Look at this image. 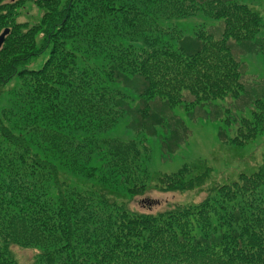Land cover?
I'll use <instances>...</instances> for the list:
<instances>
[{"label": "trees", "instance_id": "16d2710c", "mask_svg": "<svg viewBox=\"0 0 264 264\" xmlns=\"http://www.w3.org/2000/svg\"><path fill=\"white\" fill-rule=\"evenodd\" d=\"M137 1L69 0L57 10L59 3L48 0L52 11L24 33L17 30L26 24L12 29L8 18H0V31L11 27L0 50V92L13 78L25 83L18 93L24 105L19 122L6 127L3 117L9 112L0 117L6 144H0V264H21L13 245L38 251L34 264H264L263 168L216 184L199 203L153 214L148 209L159 201L140 200L147 212H132L126 198L118 200L124 191L131 198L147 191L134 140L105 141L101 176L99 169L78 165L84 150L98 148L95 130L116 124L124 114L134 118L136 130H169L171 119L185 130L184 121H174L177 106L191 112L215 101L250 99L239 52L264 53L258 11L244 0H144L147 11L135 7L132 16L113 11ZM184 1L192 8L188 14L201 11L217 25L201 27L193 36L160 30L162 16L186 13ZM151 14L155 17L148 18ZM152 27L158 35L144 36L136 49L132 40ZM74 33L79 43L92 45L93 56L105 58L73 74L68 67L78 68L77 51L68 43ZM39 34L44 38L36 44ZM169 36L172 40L163 39ZM11 41L17 44L9 60L4 53ZM46 50L50 59L40 70L24 68ZM246 104L237 108L241 119L226 117L238 125L229 144L243 146L264 131V96ZM248 105L254 122L247 117ZM73 127L88 138L78 144ZM167 143V153L174 151L175 144ZM191 168L161 177L162 191L202 189L210 169L193 176ZM75 173L101 181V190L75 187Z\"/></svg>", "mask_w": 264, "mask_h": 264}, {"label": "rangeland", "instance_id": "374dc122", "mask_svg": "<svg viewBox=\"0 0 264 264\" xmlns=\"http://www.w3.org/2000/svg\"><path fill=\"white\" fill-rule=\"evenodd\" d=\"M58 4V9L67 4L69 0H54ZM118 3H125L127 0H117ZM204 1V0H203ZM185 2V1H184ZM245 3L249 4L251 8H254L256 11L262 15L264 20V0H244ZM97 3L100 2H95ZM186 3V2H185ZM187 4V3H186ZM135 5L128 7H117L113 9L114 13H120V15H126L129 13L132 16V8L137 7V9L145 10L143 7H147L144 0H139L135 2ZM184 11L186 12L181 17H167L162 16L160 23L161 28H169V31L174 32L173 30H180L186 36H193L201 27L208 28L211 26H216L213 20L205 16L203 12L196 10V13H192L188 8V4L184 6ZM52 4L48 3V0H0V18L4 20L8 18L10 26L15 28V25L25 26L22 29H18L17 32H25L26 27L35 28L42 22L46 13L49 14V11H52ZM56 10V11H57ZM127 11V12H126ZM147 11V10H145ZM46 12V13H45ZM184 16V17H183ZM148 18L155 17L153 14L147 16ZM9 27V28H11ZM145 32H140L132 41L136 46V49H140L143 43L144 36L155 37L158 35L159 31L152 27L147 30L142 28ZM4 30H1L2 33ZM39 34L36 38V44H41L44 36ZM264 35V30L262 34ZM74 36H80L74 33L71 36L70 44L72 49H75L77 58V69H69L70 73H75L79 71H85V67H90V64H93L96 61H101L104 58H97L98 56H93L91 52L95 53V50L92 49V45L85 43H79ZM167 36V35H166ZM73 38V39H72ZM165 40H172V37H165ZM174 39L173 44H177ZM16 46L17 43L11 41L8 45L10 47L5 51L4 57L6 56L9 60L11 57H14L13 46ZM129 44V43H127ZM19 48V47H17ZM98 47L95 46V49ZM108 50L106 49V52ZM107 54V53H106ZM240 58L245 65V75L243 82L247 86V92L250 95V99L246 100V97L243 100H231L225 99L224 101H215L210 104H206L200 107L191 108V112H188L187 109L182 106H177L175 113H173L174 121H184L186 129L182 126L169 120L170 129H164L163 127H157L156 133L153 131L147 132L145 129L136 130L134 126V118L128 114L122 115L121 119L116 124H112L103 129L95 130V136L97 140V147L91 150H84L85 152L81 153L78 156L79 163L78 165L82 168L87 166V168L99 169L96 174H104V165L105 161L101 158L100 148L105 144V141H119L121 143H128L135 141L138 146L140 153L138 154V164L142 168V178L146 181L145 186L147 188L146 193L136 198L128 197L127 191H124L121 195H118V200L125 199L129 205V208L132 212L140 211L147 212L146 209H143L140 205V200L151 199L159 201V206H155L152 209H148V212L153 214H158L165 210L170 209L173 206L181 205H192L193 203H199L204 200L208 195V191L215 186L216 184L226 185V183H231L237 181V178L240 174H249L259 171L260 168L264 169V131L259 132L258 135L251 141H247L243 146H237L229 144V140L234 138L236 135L237 122L233 121L235 116L238 119H241V111L237 108L242 109L245 107L246 102L250 100H255L264 96V53L254 50L253 53H245L242 51L239 52ZM50 50H46L45 53L40 54L37 57H33L28 60V63L24 68L28 71L40 70L41 67L50 59ZM88 58V59H85ZM247 67V68H246ZM24 82L17 78H13L8 82L6 87L1 89L0 92V117L2 119L3 111L8 113L9 121L7 117H3V124L8 126H15L19 122V111H22L24 108L23 102H19L18 93L20 90L24 89ZM114 87H117V84H113ZM124 90L123 86H120ZM256 90H258L256 92ZM256 92V95H254ZM129 93V92H127ZM22 100V99H21ZM16 103V104H15ZM131 107L135 106L134 102L129 101ZM16 109L14 112H12ZM18 108V109H17ZM236 108V109H235ZM249 117L252 122L255 121L253 116H250L251 107L247 106ZM20 113V112H19ZM175 114V115H174ZM16 115V116H15ZM228 116H231L233 120H229L227 123ZM72 127V126H71ZM75 137H79V141H83L88 136L85 134L84 130L71 128L70 129ZM78 131V132H77ZM76 132V133H74ZM139 132V133H138ZM176 133L174 136H172ZM188 134V135H187ZM227 138V139H226ZM228 140V141H227ZM4 140L0 137V144L6 146L3 143ZM171 142L175 144V150L167 153L168 143ZM107 144H105L106 146ZM99 149V152H98ZM90 154V155H89ZM89 155L88 158H86ZM58 163V161L55 159ZM90 162L89 166L86 165ZM197 167V170L193 171L191 167ZM191 168L189 172L193 173V176L206 175L205 171L210 169V173L207 175L208 180L202 187V189H192V191H162V184L159 183L163 176L177 175L181 171ZM91 168V169H92ZM188 170V169H187ZM62 172L68 173V171L61 169ZM196 171V172H195ZM63 174V173H62ZM71 182L74 183L75 187L82 188L84 190H90L95 192L93 188L97 186V190H101V181L99 182L96 179H91L87 181L79 173L71 174ZM65 180V177L62 176ZM69 181V180H68ZM118 182V180L116 181ZM120 183V182H119ZM92 185V186H91ZM94 185V186H93ZM120 188L122 186L120 185ZM97 192V191H96ZM11 252L21 264H34L36 254L38 251L35 249H21L18 246L13 245L11 247Z\"/></svg>", "mask_w": 264, "mask_h": 264}, {"label": "water", "instance_id": "95a60500", "mask_svg": "<svg viewBox=\"0 0 264 264\" xmlns=\"http://www.w3.org/2000/svg\"><path fill=\"white\" fill-rule=\"evenodd\" d=\"M10 34V30L9 29H6L4 31V33L0 36V50L2 48V46L4 45L5 43V40H6V36Z\"/></svg>", "mask_w": 264, "mask_h": 264}]
</instances>
